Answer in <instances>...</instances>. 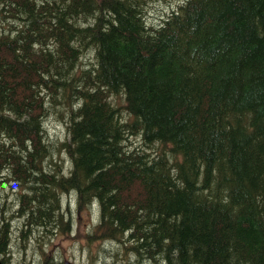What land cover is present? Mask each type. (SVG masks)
Masks as SVG:
<instances>
[{"label": "trees", "instance_id": "16d2710c", "mask_svg": "<svg viewBox=\"0 0 264 264\" xmlns=\"http://www.w3.org/2000/svg\"><path fill=\"white\" fill-rule=\"evenodd\" d=\"M156 1L0 0L2 264L68 195L122 264H264V0Z\"/></svg>", "mask_w": 264, "mask_h": 264}, {"label": "rangeland", "instance_id": "374dc122", "mask_svg": "<svg viewBox=\"0 0 264 264\" xmlns=\"http://www.w3.org/2000/svg\"><path fill=\"white\" fill-rule=\"evenodd\" d=\"M179 0H170V3L174 6ZM168 3L167 0L162 2H157L154 4L153 9L150 11L153 12V16H158V14L164 10V4ZM153 4V3H152ZM151 4V6H152ZM151 8V7H150ZM149 8V9H150ZM151 17V16H150ZM50 129L54 133L62 131V127L55 125L54 122L50 123ZM58 135H62L61 133ZM135 141V140H134ZM138 143V142H137ZM134 142L130 143L129 147L135 146ZM55 161L58 162V153H55ZM65 157V156H64ZM66 169L69 168V162L65 161ZM4 190L6 188L4 187ZM5 202H11L13 207L9 212L10 216L13 214L17 215V210L15 208L16 203H13L14 197L12 195V189H9L8 195L2 193ZM6 199V200H5ZM65 200V214L69 217L70 221L75 225V230L71 231V225L67 228L65 225L61 228L57 227L54 229V234L49 235L48 237L43 238L49 243L46 247L47 251H54L56 256V262H73L74 264H122L121 254L115 253L118 257L114 260L113 253L115 245L112 243H106L103 246V249H100L101 245L96 244L92 237H87V227L90 222V214L85 206H82L79 211L76 210L75 204H73L71 195L64 197ZM70 207V208H68ZM32 208V207H30ZM3 222V221H2ZM22 225V224H21ZM23 229V227H22ZM13 254L11 255V264L16 263L20 264H45V259L40 257V254L35 250L34 246L29 248V251H26L22 248V244L18 243L16 240L13 246ZM119 250V248H118ZM14 255V257H12ZM39 259L40 263L37 262Z\"/></svg>", "mask_w": 264, "mask_h": 264}, {"label": "water", "instance_id": "95a60500", "mask_svg": "<svg viewBox=\"0 0 264 264\" xmlns=\"http://www.w3.org/2000/svg\"><path fill=\"white\" fill-rule=\"evenodd\" d=\"M0 264H2L1 258H0ZM65 264H71V263L67 262V263H65Z\"/></svg>", "mask_w": 264, "mask_h": 264}]
</instances>
